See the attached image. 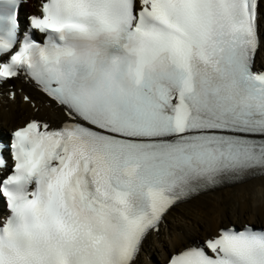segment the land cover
Wrapping results in <instances>:
<instances>
[{"label":"snow or ice","instance_id":"obj_1","mask_svg":"<svg viewBox=\"0 0 264 264\" xmlns=\"http://www.w3.org/2000/svg\"><path fill=\"white\" fill-rule=\"evenodd\" d=\"M23 7L0 0V86L33 83L64 119L0 143V264H138L178 202L264 173V0ZM168 264H264V226H225Z\"/></svg>","mask_w":264,"mask_h":264},{"label":"bare ground","instance_id":"obj_2","mask_svg":"<svg viewBox=\"0 0 264 264\" xmlns=\"http://www.w3.org/2000/svg\"><path fill=\"white\" fill-rule=\"evenodd\" d=\"M256 64L259 67L264 66V46L257 53ZM18 87L24 88L21 83ZM24 92L30 97L31 93L38 97L32 100L36 101L39 110L35 113L29 103L23 102V95L20 99L16 98L15 102L0 97L2 130L19 126L24 119L39 117L40 114L51 119L64 118L58 108L46 106L47 100L31 86H26ZM232 221L239 225L264 223V176L247 180L231 188L204 194L172 209L159 233L151 235L144 243L138 264H159L155 259L157 256L163 262L170 254L187 246L191 240L215 235L223 223L228 226ZM148 258H151V261Z\"/></svg>","mask_w":264,"mask_h":264},{"label":"rangeland","instance_id":"obj_3","mask_svg":"<svg viewBox=\"0 0 264 264\" xmlns=\"http://www.w3.org/2000/svg\"><path fill=\"white\" fill-rule=\"evenodd\" d=\"M6 110V112L8 111L7 109H5Z\"/></svg>","mask_w":264,"mask_h":264}]
</instances>
